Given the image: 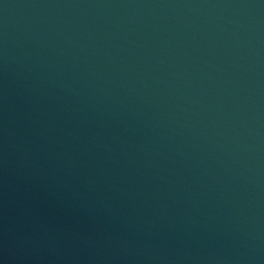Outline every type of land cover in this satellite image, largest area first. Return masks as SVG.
Here are the masks:
<instances>
[{
  "label": "water",
  "instance_id": "1",
  "mask_svg": "<svg viewBox=\"0 0 264 264\" xmlns=\"http://www.w3.org/2000/svg\"><path fill=\"white\" fill-rule=\"evenodd\" d=\"M0 264H264V0H0Z\"/></svg>",
  "mask_w": 264,
  "mask_h": 264
}]
</instances>
